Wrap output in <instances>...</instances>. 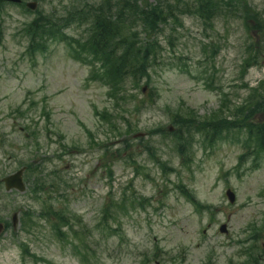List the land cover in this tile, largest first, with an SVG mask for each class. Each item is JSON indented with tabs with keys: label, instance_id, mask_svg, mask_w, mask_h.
<instances>
[{
	"label": "rangeland",
	"instance_id": "1",
	"mask_svg": "<svg viewBox=\"0 0 264 264\" xmlns=\"http://www.w3.org/2000/svg\"><path fill=\"white\" fill-rule=\"evenodd\" d=\"M246 1L264 16V0ZM100 2L46 0L39 1L38 10L59 18ZM35 16L17 6H5L0 13V179L33 163L49 184L60 181L59 189L48 190L52 203L82 219L73 221L86 256L83 263L73 244L61 241L45 218L24 228V212L38 217L44 206L30 195L31 184L26 182L23 194L1 187L0 221L11 223L12 215L19 213L20 225L0 235V264H246L247 248L263 252L264 153L256 156L252 141L249 148L243 145L249 139L246 130L237 137L236 131L225 136L212 149L197 136L188 166L182 165L171 138L149 136L160 126L172 127L174 113L190 108L208 118L219 109L224 94L233 109L254 89H262L264 41L246 30L243 19L222 15L206 28L185 14L183 27L165 28L158 38L162 47L151 70L150 90L144 93L127 85L128 97L149 105L130 117L124 105L113 104L108 87L91 80L90 68L75 61L66 44L52 43L47 53L31 57L23 31ZM88 30L73 24L65 32L80 40ZM257 42L262 43L258 65L243 73L246 48ZM106 111L111 114L106 118L98 114ZM223 112L231 116V111ZM120 115L127 116L130 126ZM110 118L121 127V137L111 128ZM252 120L263 122L264 114ZM29 125L31 132L25 129ZM148 141L157 150L156 158L142 148ZM102 145L108 150L100 149ZM114 153L118 157L110 174L102 165L105 155ZM130 153L134 155L129 158ZM159 160L172 172H161ZM180 183L211 211L197 212L180 193ZM227 189L236 194L234 204L226 197ZM112 201V213L105 217L104 205ZM222 224L228 226V235L220 233ZM258 228L263 229L256 240ZM23 245L46 263L24 255Z\"/></svg>",
	"mask_w": 264,
	"mask_h": 264
},
{
	"label": "trees",
	"instance_id": "2",
	"mask_svg": "<svg viewBox=\"0 0 264 264\" xmlns=\"http://www.w3.org/2000/svg\"><path fill=\"white\" fill-rule=\"evenodd\" d=\"M188 13L197 15L205 26H211L212 24H208L219 15H231L243 19L246 27L255 30L264 38V23L259 18L253 17L246 0H198L193 8L188 7L185 0H176L172 3L161 0L156 5L149 4L147 0H101L97 5L93 4L81 11H70L67 16L59 19L37 16L25 27L27 39L30 40L28 51L34 57L37 53L46 52L51 41L68 44L73 58L92 68V80H97L105 87L108 86V94L116 105L120 107L123 103L124 111L133 105V111L139 113L146 106L143 100L138 101L136 96L128 97L130 95L126 91L127 85L131 83L134 89H139L142 80L146 78L150 87L152 83L150 71L162 47L158 38L169 26L183 27L181 16ZM73 24L80 27L88 26L87 36L80 40L68 37L64 31ZM247 53L245 65L253 67L262 53L257 50H247ZM249 99L252 107L250 117L260 109L264 110V96L261 98V94H256ZM235 111L236 117L233 122L215 120V115L210 122L201 126L195 124L197 114L193 111H190L188 118L177 113L174 124L177 125L178 130L174 137L178 152L180 151L182 156L187 154L186 137L182 134L183 131L189 133L192 127L198 132L212 128L214 134H219L218 129L224 127L246 128L251 139L255 141L257 151L264 150V124L249 121V116L244 118V107ZM46 115L49 117L48 114ZM161 133H165L164 129L159 128L151 134ZM145 148L152 152V155L155 153V149L149 144ZM162 167L163 170L166 169L164 165ZM34 171L32 167L29 168L28 176L31 177ZM39 178L40 176H36L35 188L46 183H41ZM44 214L56 217V227L60 224H68L66 216L61 212L47 209ZM251 259L253 263L259 262L255 257Z\"/></svg>",
	"mask_w": 264,
	"mask_h": 264
},
{
	"label": "water",
	"instance_id": "3",
	"mask_svg": "<svg viewBox=\"0 0 264 264\" xmlns=\"http://www.w3.org/2000/svg\"><path fill=\"white\" fill-rule=\"evenodd\" d=\"M8 1L20 2V0H8ZM31 7L35 8L36 4L35 5L31 4ZM22 173L23 172L20 171V173H18L16 175H13V176H10V177H8V179L5 180L7 190H12L13 188L18 189L19 191L20 190L21 191H25L26 190L25 186H24V183H23ZM228 196H229L231 202H234L235 195L231 191H228ZM226 230H227L226 226L222 227V229H221L222 232H226Z\"/></svg>",
	"mask_w": 264,
	"mask_h": 264
}]
</instances>
